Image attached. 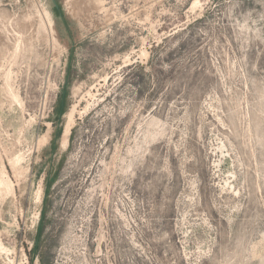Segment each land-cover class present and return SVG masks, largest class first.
<instances>
[{
  "label": "rangeland",
  "instance_id": "1",
  "mask_svg": "<svg viewBox=\"0 0 264 264\" xmlns=\"http://www.w3.org/2000/svg\"><path fill=\"white\" fill-rule=\"evenodd\" d=\"M0 181V264H264V0H0Z\"/></svg>",
  "mask_w": 264,
  "mask_h": 264
},
{
  "label": "bare ground",
  "instance_id": "2",
  "mask_svg": "<svg viewBox=\"0 0 264 264\" xmlns=\"http://www.w3.org/2000/svg\"><path fill=\"white\" fill-rule=\"evenodd\" d=\"M71 110V109H70ZM73 122V113L70 112L67 115V121L64 127V131H63V135H62V139H61V148L64 149L67 146V142H68V135L70 133V129H71V125ZM18 158V157H17ZM1 182V181H0ZM2 249V248H1Z\"/></svg>",
  "mask_w": 264,
  "mask_h": 264
}]
</instances>
